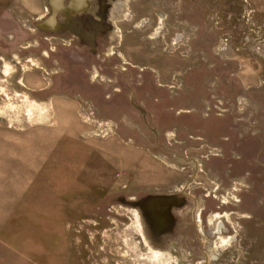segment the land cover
Returning a JSON list of instances; mask_svg holds the SVG:
<instances>
[{
  "label": "rangeland",
  "instance_id": "obj_1",
  "mask_svg": "<svg viewBox=\"0 0 264 264\" xmlns=\"http://www.w3.org/2000/svg\"><path fill=\"white\" fill-rule=\"evenodd\" d=\"M0 264H264V0H0Z\"/></svg>",
  "mask_w": 264,
  "mask_h": 264
},
{
  "label": "water",
  "instance_id": "obj_2",
  "mask_svg": "<svg viewBox=\"0 0 264 264\" xmlns=\"http://www.w3.org/2000/svg\"><path fill=\"white\" fill-rule=\"evenodd\" d=\"M74 1V0H73ZM78 3V2H77Z\"/></svg>",
  "mask_w": 264,
  "mask_h": 264
}]
</instances>
